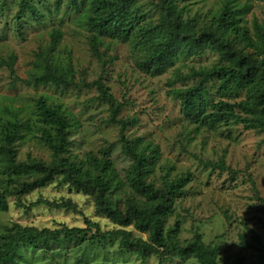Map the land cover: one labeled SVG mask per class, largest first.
Wrapping results in <instances>:
<instances>
[{
  "label": "rangeland",
  "instance_id": "rangeland-1",
  "mask_svg": "<svg viewBox=\"0 0 264 264\" xmlns=\"http://www.w3.org/2000/svg\"><path fill=\"white\" fill-rule=\"evenodd\" d=\"M21 1L0 0V58L15 57L13 69L0 66V121L17 114L22 124L14 143L15 160L32 158L49 163L55 157L41 137L37 101L43 98L48 104L60 106L69 118L71 134L65 156L82 164L93 176L98 170L89 157H105L110 161V200L122 208L128 198L144 204L143 196L131 185L133 159L123 152L121 123L112 121L110 104L94 84L101 79L107 94L122 104L117 118L129 122L125 133L130 139L139 138L146 148L147 182L165 188L175 179L187 180L170 202L165 230L179 222L176 240L182 244L196 233L204 243L218 244V264H235L239 254L246 264L264 263V252L244 245L241 237L244 234L247 243L264 247V131L249 127L236 115L245 116L235 104L245 99L247 88L233 97L221 96L216 90L218 78L205 82L211 102L224 100L234 106L227 121L213 125L191 120L183 100L175 94L201 80L195 71L222 64L219 51L200 46L178 54L173 63L154 73L151 43L143 33L162 22L160 0H134L128 12L144 17L117 37L101 34L92 25L91 19L97 14L93 0H31L33 10H20ZM172 2L184 21L195 24L197 35L203 29H215L227 3L235 6L240 10L236 26L225 37L245 52H255L246 41L247 37L254 38L257 27L264 26L263 0ZM53 30L60 31L55 40ZM94 37L103 58L93 49ZM46 63L63 74L67 83L56 79L31 82L45 72ZM178 71L183 80L177 78ZM214 110L208 107L207 112ZM35 176L33 172L12 174L0 154V193H8L7 208L0 209V234L16 223L53 229L64 225L85 227L86 217L105 230L118 227L96 213L92 196L61 183L63 175L28 193H13L20 187V180ZM40 198L71 199L82 213L37 204ZM127 229L149 238L147 232L141 233L132 225ZM91 233L78 244L62 240L50 249L24 247L18 259L21 264H199L192 254L144 258L134 249L121 246L120 235L91 244Z\"/></svg>",
  "mask_w": 264,
  "mask_h": 264
},
{
  "label": "trees",
  "instance_id": "trees-1",
  "mask_svg": "<svg viewBox=\"0 0 264 264\" xmlns=\"http://www.w3.org/2000/svg\"><path fill=\"white\" fill-rule=\"evenodd\" d=\"M133 2L134 0H93L97 14L91 19L92 25L101 34L117 37L127 29L126 27H133L140 18L144 17L139 16L138 12H128V8ZM160 2L163 8L162 22L158 26H149L143 33L145 40L151 43L149 50L151 51V67L154 73L160 72L167 65L173 63L178 54L190 53L200 46H209L219 51L220 59L223 62L207 70L195 71L196 75L201 76V80L195 86L176 91V96L181 98L185 104L187 116L194 122L205 125H213L216 121L229 119L234 106L224 100L217 103L211 102L205 85L208 80L218 78L220 83L216 90L221 96L233 97L238 94L241 88H247L245 99L235 104L245 113V116L236 115L249 127L264 131V26L256 28L254 38L247 37L246 44L255 49L254 53H247L236 47L234 41L225 37L226 33L236 26V15L240 13V10H236L235 6L231 8L227 3L223 14L215 22V29L206 28L200 35H197L195 24L182 19L172 0H160ZM26 7L33 10L31 0L21 1L20 10H24ZM59 33V30L51 32L54 40L57 39ZM241 36L244 38L246 34L241 33ZM92 45L96 54L103 58L96 47V37L92 38ZM14 60V55L7 60L0 58V66L7 65L13 69ZM177 78L184 79L179 71ZM49 79L66 83L68 81L63 74H57L46 63L45 72L31 82L39 83ZM94 84L101 89L104 99L110 104L112 121L121 123L120 136L123 152L133 159L129 173L131 185L136 194L143 196L145 203L141 204L128 198L127 204L122 208L110 200L107 194L110 187L107 178L110 161L105 157L102 159L94 157V155L89 157L94 168L98 170V174L93 176L83 168L82 164L65 156L71 134L69 118L60 110V106H53L48 104L45 99L40 98L37 101V109L42 124L41 137L55 156L49 163L32 158L16 161L17 151L14 148V143L20 134L22 124L17 114H13L14 118L12 119L0 121V154L5 156L9 171L12 174L23 172L37 174L31 180H20V187L16 188L13 193H28L63 175L60 179L61 183H67L75 190L92 196L96 213L106 216L118 227L105 230L99 222L89 217L85 218V227L64 225L53 229L23 226L16 223L9 227L5 233L0 234V264H21L18 258L24 247L50 249L52 245L58 244L62 240L66 243L78 244L86 240L89 232H92L88 240L91 244L120 235L121 246L134 249L144 258L157 255L163 259L165 255L173 253L192 254L197 258L199 264H218L220 253L218 244L204 243L199 233H196L187 243L182 244L176 240L179 222L169 231L165 230L170 202L181 193L182 185L187 180L186 178L175 179L165 188L163 186L155 187L152 183L147 182L149 160L145 154L146 148L141 146L139 138L130 139L125 133L129 122L117 118L122 104L116 103L112 95L107 94L101 79L95 80ZM208 107L216 108V112L214 110L208 113ZM7 197L8 193H0V209L7 208ZM37 204L82 213L78 204L71 199L51 201L40 198ZM131 225L141 233L147 232L149 238L144 239L134 235L132 230L127 229ZM241 237L244 245L264 252L263 246L258 247L247 243L244 234ZM235 264H246L245 257L237 255ZM255 264L264 263L258 261Z\"/></svg>",
  "mask_w": 264,
  "mask_h": 264
}]
</instances>
